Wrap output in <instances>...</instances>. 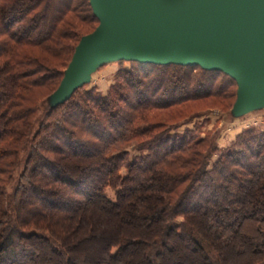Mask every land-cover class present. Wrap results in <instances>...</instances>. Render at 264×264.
<instances>
[{
	"label": "trees",
	"instance_id": "trees-1",
	"mask_svg": "<svg viewBox=\"0 0 264 264\" xmlns=\"http://www.w3.org/2000/svg\"><path fill=\"white\" fill-rule=\"evenodd\" d=\"M97 26L89 0H0V264H34L33 244L82 264L76 251L105 233L90 264H168L181 248L187 264H264V131L218 149L211 134L152 121L209 100L233 119L229 76L128 62L105 95L83 86L54 108L35 98L58 88Z\"/></svg>",
	"mask_w": 264,
	"mask_h": 264
},
{
	"label": "water",
	"instance_id": "water-1",
	"mask_svg": "<svg viewBox=\"0 0 264 264\" xmlns=\"http://www.w3.org/2000/svg\"><path fill=\"white\" fill-rule=\"evenodd\" d=\"M98 26L82 37L54 108L109 60L198 66L236 82L233 119L264 109V0H89ZM257 102V103H256ZM257 104L255 108L250 107Z\"/></svg>",
	"mask_w": 264,
	"mask_h": 264
},
{
	"label": "rangeland",
	"instance_id": "rangeland-1",
	"mask_svg": "<svg viewBox=\"0 0 264 264\" xmlns=\"http://www.w3.org/2000/svg\"><path fill=\"white\" fill-rule=\"evenodd\" d=\"M28 51V50H27ZM132 65L128 62L123 64H117L116 59H110L109 62L105 63L104 66L97 65L93 72L89 76V80L86 81V88L91 89L95 88L100 94L105 95L108 92V89L113 85L114 75L119 69H129ZM63 79V77H62ZM61 79V80H62ZM60 85V84H59ZM59 87V86H58ZM58 88L55 89V91ZM49 94L48 92L41 91L40 94H36L35 98L42 103L45 99V104L47 106V99L54 94ZM49 94V95H48ZM46 95H48L46 97ZM46 97V98H45ZM34 99V101H36ZM257 103V102H256ZM225 103L217 102L212 103L209 101H201L196 104H189L186 108H176L171 111H158L152 114L153 122H160L166 124H175L179 123L177 129H174L171 134H184L188 131H192L195 134H200L202 137L205 134H211L214 137L218 149H225L231 146L235 141L237 135L241 133L244 129L248 127H253L257 130L264 131V109L262 111H252L248 113L242 119H231L224 116L221 111L225 109ZM257 104H253L250 107L255 108ZM209 109H213L208 111ZM202 111L198 116L192 117L193 114ZM138 154V153H136ZM218 156L214 155L209 161L208 168H211V164L217 159ZM122 174H125V171H122ZM112 192H109V197L112 198ZM233 216L236 215L234 212ZM27 215L26 217H28ZM30 217V216H29ZM179 221H181L179 219ZM68 229L69 227L64 228ZM101 229V228H100ZM112 235L104 234L102 239V244L98 243L87 244L82 246L79 250L76 251L75 261H80L82 264H90L92 261H95L97 257H101V248L108 242L109 238ZM106 238V241L105 239ZM251 242V240H249ZM37 248L38 255L35 259L34 264H54V259L48 251L39 244H33ZM192 254L188 253L187 249L181 248L180 252L176 254L173 258L171 257L168 260V264H187L189 258H192ZM198 261V260H197ZM235 260H232L234 264Z\"/></svg>",
	"mask_w": 264,
	"mask_h": 264
}]
</instances>
